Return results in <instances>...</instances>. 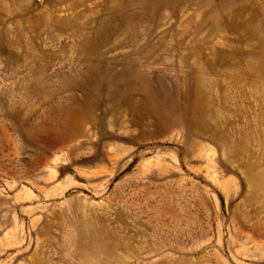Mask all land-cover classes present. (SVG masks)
<instances>
[{"label": "rangeland", "instance_id": "rangeland-1", "mask_svg": "<svg viewBox=\"0 0 264 264\" xmlns=\"http://www.w3.org/2000/svg\"><path fill=\"white\" fill-rule=\"evenodd\" d=\"M0 264H264V0H0Z\"/></svg>", "mask_w": 264, "mask_h": 264}, {"label": "bare ground", "instance_id": "bare-ground-1", "mask_svg": "<svg viewBox=\"0 0 264 264\" xmlns=\"http://www.w3.org/2000/svg\"><path fill=\"white\" fill-rule=\"evenodd\" d=\"M127 94V93H126ZM124 97V96H123ZM130 101V100H129ZM129 101H128V103H129ZM187 102L188 103H193L194 105H201V97L199 96V97H196V95H194V97H191V98H189L188 100H187ZM130 104V103H129ZM132 104V103H131ZM130 104V105H131ZM193 107V106H192ZM194 107H196V106H194ZM196 109H197V107H196ZM68 110V109H67ZM70 110V109H69ZM76 110V109H75ZM81 110V109H80ZM78 111H79V109H78ZM193 111V110H192ZM81 112V111H80ZM77 113V112H76ZM194 113V112H193ZM79 113H77V115H78ZM85 116V115H84ZM83 116V117H84ZM196 117H198L197 115H196ZM73 119V118H72ZM86 120V119H85ZM82 121V120H81ZM85 122V121H84ZM60 124V123H59ZM68 126H69V124H68ZM60 127H61V124H60ZM70 127V126H69ZM72 127V126H71ZM73 135V134H72ZM66 136V135H65Z\"/></svg>", "mask_w": 264, "mask_h": 264}]
</instances>
